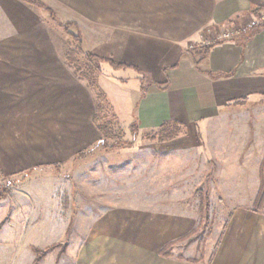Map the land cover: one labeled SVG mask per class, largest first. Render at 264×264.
<instances>
[{
  "label": "crops",
  "instance_id": "1",
  "mask_svg": "<svg viewBox=\"0 0 264 264\" xmlns=\"http://www.w3.org/2000/svg\"><path fill=\"white\" fill-rule=\"evenodd\" d=\"M40 1L61 22L74 23L83 43L81 26L103 28L108 38L98 39L107 40L106 45L91 49L93 55L137 73L142 70L148 77L135 80L137 88L126 96L137 134L159 133L169 125L199 132V124L209 128L233 106L264 97L263 26L212 46L203 61L189 50L203 44L209 32L264 12V0ZM63 11L75 20L65 21ZM46 15L23 0H0V180L17 184L28 177L18 195L0 199V264H33L36 255L23 263L21 251L53 246L59 247L39 264H264V206L255 208L263 161L254 151L246 155L241 148L231 149L235 159L227 164L220 150L223 162L211 164L217 179L226 165L243 172L239 182L245 183L246 202L230 207L210 250L198 251L190 241L199 228L196 210L192 213L188 205L194 193L170 197L157 181L153 198L148 190L135 200L141 204L135 209L132 196L106 189L127 185L133 162L119 163L113 152L132 149L101 145L103 133L94 123L95 96L80 68L70 64L69 46L66 50L55 46L54 34L63 31L55 29ZM99 84L115 92L124 90L104 78ZM113 105L121 117L119 104ZM59 167L73 172L60 183L65 195L53 188L49 196L28 189L38 181L57 182ZM252 170L258 171V180L249 191L244 179ZM195 175H190L189 187L197 186ZM217 182L224 196L227 182ZM181 183L185 185L184 179ZM74 185L85 193L69 196ZM203 202L200 199V215ZM223 202L228 198L224 196ZM135 211L141 214L136 226L129 224ZM75 213L83 224L76 228L71 226ZM27 235L32 236L28 242L23 239Z\"/></svg>",
  "mask_w": 264,
  "mask_h": 264
},
{
  "label": "rangeland",
  "instance_id": "2",
  "mask_svg": "<svg viewBox=\"0 0 264 264\" xmlns=\"http://www.w3.org/2000/svg\"><path fill=\"white\" fill-rule=\"evenodd\" d=\"M63 13V19L65 21L75 20L73 14L70 13L69 16H67L65 15L68 13L67 11H63ZM259 14H264V12H257L253 17L258 16ZM46 17L50 18L48 15H46ZM58 18L59 17H57V19ZM249 20H251V18L242 22V24L228 25L227 27L220 28L218 31L214 30L209 32L207 36L218 34L223 29L236 28L239 25L244 26ZM50 23L55 29H59L54 23ZM81 28L86 36V41L83 43L86 55H93V52L90 51L91 49L95 51V49L98 50V48H103L106 45L105 41L107 40L104 39L105 41H103V39H98L104 37L103 28L88 26H81ZM72 32L75 33L76 30H72ZM54 36L55 46L60 50H66L68 46L69 51H73V49L76 48L71 39L67 37L64 32L55 33ZM104 38H108L107 35H105ZM203 46L204 44H193L190 46L189 50L195 56L202 57L205 49L203 52H199V50ZM85 63H87L85 55L79 54L78 57L75 58V65H77L80 70L81 67H84L83 71H85L87 75H83L86 77L87 84L90 82V80H88L89 78L95 79L93 85L97 82V86L95 85L96 87H91L93 86L90 85L91 83L88 84V86L95 96L96 103H99L98 100H100L104 117L102 124L107 126L106 131L108 132H106V136L103 134L101 145L132 149L128 153L113 152V154L116 155L113 156L117 157L116 159L119 163L133 162L132 171L130 172L129 170L127 173L129 175L127 185L124 184V186H117V184H115L113 186H108L106 189L132 196L135 209H139L138 205L141 206V204L136 203L135 200L141 199L143 194H148V190H150V197L153 198L152 196L156 192H152V189H155L154 185H156L157 181H160V187L159 185L158 187L163 190L162 192H166L167 196L170 197L175 193L177 195L181 193L189 195L194 193L195 197L192 198L190 196L191 202H189L188 205L193 207L191 210L192 213H194V209L196 210L199 219L197 221L199 228L197 229V232L190 237V241L194 246H197L196 248L198 251H200L201 248L206 247L210 250L216 244L219 232L222 230L226 222V215L229 213L230 207L239 204L243 205L246 202V199H244L243 196V185H245V183L242 184L239 182V180H243V172L238 174V172H235L226 165L225 168L227 169H225L224 172H221L222 177L217 179V177H215V172L210 170L211 164L217 166L218 163L223 162V159L221 158L222 156L219 155V153L221 154L220 150H223L225 158L227 159L226 162L229 161L227 164L233 163L235 156L234 154H231L230 150L238 148L244 150L246 155L248 153L252 154L253 151L258 153L256 154V158L261 159V161H263L262 164L264 163V97L260 99L262 100L261 102H250L243 104L240 107L233 106V108L228 109L224 113V118L221 119V121L213 125L210 124L209 128H204L202 124H199L197 128L199 132L191 131L192 129L190 127L169 125V127L166 126L163 129L165 131L159 133L150 132V134L138 133L137 135H134L132 132V123L130 122V104L128 103V97L126 96H128L129 93H132V90L137 88V86H135V80L145 78L146 81L148 77L143 74L142 70L137 73L134 72L133 69H115L110 64L106 63L103 66H100V75L96 74L93 70L89 71ZM83 64H85V66ZM137 75L140 76L138 77ZM99 78L108 79L115 83L117 82L124 90L122 89L123 91L115 92L110 88H106L104 85V87H102L101 84H99ZM99 90H101L102 93H105L106 100L101 99L102 97L99 99ZM142 92V90H139V93ZM114 103H117V105L119 104L122 112L121 117L117 114V109L113 105ZM97 158H99V155L96 156V159ZM71 166L72 164L69 167ZM69 167H59L56 173L57 175L55 174L59 181L57 180L56 182L55 180L54 183L51 181H38V184L34 186L32 185L28 189L32 188L34 191L33 193L35 194H46L49 196L52 191L51 189L53 188L59 195L60 192L61 195H65L63 188L60 187V183L64 182L65 179L63 177L68 176L69 173H73L71 170V172L68 170L70 169ZM43 173L49 174L51 172L45 170ZM194 173H196L194 181L197 182V186H194L193 188V185L192 187H189L187 182L189 183V177ZM74 175H76V173ZM127 176L124 177V179H127ZM24 177L25 176H23L21 180L18 179L17 184H15L14 181L10 182V180L7 182L0 180V195L5 194V197L13 193L14 195H18L19 190L22 187L21 185L28 180V177ZM183 179L185 181L184 186L181 183ZM217 180H219V184L223 182L226 184L227 182V184L222 187V190L224 196L228 198V202H223L224 196L220 193V187L215 186L218 185ZM244 180H246V185L249 187L250 191V186H253L258 180V171L255 173L254 170H252L249 174L245 175ZM27 184L29 186L30 182H27ZM213 184L214 186H212ZM57 188H61V191H57ZM28 189L27 191L23 189V191L32 194L31 192H28ZM88 189L89 188L87 187L86 193H90ZM200 192L204 193L201 198L199 196ZM84 193L85 191L81 192L78 186L76 185L75 187L74 185V188H71L68 195L77 198L79 194ZM204 195H206L207 198L204 197ZM220 198L221 201H219ZM229 198L232 199L231 201L233 202H231ZM200 199L201 201L204 200L202 203V215H200L201 212H199ZM133 217L134 218H131L132 220H129V224L136 226L135 224H138L140 221L141 214L135 211ZM81 223V221L78 222L76 219L75 213L71 220V226L73 224V227L76 228L78 225H83ZM86 225H89V223H86ZM137 227L141 228L142 226L137 225ZM68 237L70 238L73 236L69 235ZM31 238L32 236L29 235L23 236L24 241L27 242ZM188 244L190 245V243ZM21 254V261L23 263L29 258L32 260V257H35L36 255L32 251H21Z\"/></svg>",
  "mask_w": 264,
  "mask_h": 264
},
{
  "label": "trees",
  "instance_id": "3",
  "mask_svg": "<svg viewBox=\"0 0 264 264\" xmlns=\"http://www.w3.org/2000/svg\"><path fill=\"white\" fill-rule=\"evenodd\" d=\"M25 3H27L28 5L37 8L40 11H43L45 13H47L50 17V20L56 25V27H58L59 29H61L72 41L73 45H75V49H73V51H70V55H69V60H70V64L79 69V67L77 65H75V58H77V55H85V58L87 59V63L86 66L89 69V71L93 70L96 72V74H100L101 75V71H100V66H103L105 63L106 64H110L113 68L115 69H128L130 68L129 66L126 65H122V64H116L115 62H113L110 59H102L99 58L95 55H86V53L84 52V48H83V39L82 36L80 35V33L77 31V26L74 23H62L57 19V15L56 13L51 10L50 8H48L43 2H41L40 0H23ZM262 27V26H259ZM257 27V28H259ZM264 27V26H263ZM256 28V29H257ZM72 30H76L75 33L72 32ZM212 47H208L204 50L203 52V56H202V60H205L208 57V53L210 51ZM85 64H83L85 66ZM84 69V67H83ZM82 67L81 70L79 69L78 71L81 72L80 76L81 77H85L84 75H87L85 73V71H83ZM83 71V72H82ZM94 72V73H95ZM84 74V75H83ZM86 78V77H85ZM88 80H90V82L88 84L93 85V82L95 81V79L89 78ZM97 82H95V84L91 87H96ZM96 85V86H95ZM99 99H104L106 100V95L105 93H102L101 90H99ZM99 103L97 102L98 106H97V113L95 115L94 118V123L97 126V128L106 136V131L107 130V126L103 125L102 122L104 120L103 117V113H102V109H101V104H100V100H98ZM108 101V100H107ZM101 109V112H100ZM102 124V125H101ZM173 126V125H170ZM139 130V127L137 125V123H133L132 124V132L134 133V135H137V132ZM108 135V134H107ZM261 187H260V191L259 194L256 198L255 201V208L257 210L261 209L264 206V163L261 166ZM12 182V181H10ZM5 197V194L0 195V199H3ZM173 245L171 244L170 246H168V248L172 247ZM59 246H53L45 251H40V250H34L35 254H36V259L34 261L33 264H39V262L41 261L42 257H44V255H46L47 253L58 249Z\"/></svg>",
  "mask_w": 264,
  "mask_h": 264
},
{
  "label": "built area",
  "instance_id": "4",
  "mask_svg": "<svg viewBox=\"0 0 264 264\" xmlns=\"http://www.w3.org/2000/svg\"><path fill=\"white\" fill-rule=\"evenodd\" d=\"M259 26H264V14L252 17L251 20L244 24V26L239 25L236 28L223 29L220 33L213 36H205L203 41L204 46L200 48L199 52H203L207 47H212L221 42L237 40Z\"/></svg>",
  "mask_w": 264,
  "mask_h": 264
}]
</instances>
